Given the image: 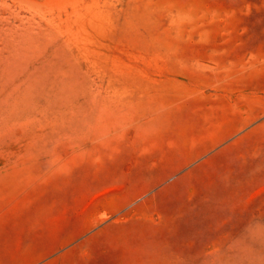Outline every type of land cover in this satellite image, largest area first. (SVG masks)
Wrapping results in <instances>:
<instances>
[{
	"label": "rangeland",
	"instance_id": "obj_1",
	"mask_svg": "<svg viewBox=\"0 0 264 264\" xmlns=\"http://www.w3.org/2000/svg\"><path fill=\"white\" fill-rule=\"evenodd\" d=\"M0 264H264V0H0Z\"/></svg>",
	"mask_w": 264,
	"mask_h": 264
}]
</instances>
